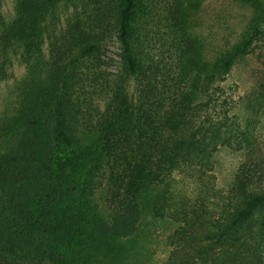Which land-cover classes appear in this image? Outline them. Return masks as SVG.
I'll use <instances>...</instances> for the list:
<instances>
[{"label": "trees", "instance_id": "obj_1", "mask_svg": "<svg viewBox=\"0 0 264 264\" xmlns=\"http://www.w3.org/2000/svg\"><path fill=\"white\" fill-rule=\"evenodd\" d=\"M205 1L165 0L160 19L153 0H14L0 16V57L17 49L26 66L0 117V264H137L146 217L174 226L162 264H264V173L242 166L194 198L172 184L248 148L225 85L259 42L264 0H229L250 16L212 58L192 32ZM60 6L75 9L61 28ZM88 88L104 94L95 107Z\"/></svg>", "mask_w": 264, "mask_h": 264}, {"label": "rangeland", "instance_id": "obj_2", "mask_svg": "<svg viewBox=\"0 0 264 264\" xmlns=\"http://www.w3.org/2000/svg\"><path fill=\"white\" fill-rule=\"evenodd\" d=\"M155 17L161 19L163 3L165 0H153ZM81 4V3H80ZM77 5L76 10L82 6ZM14 0H1L0 16L8 22L13 16ZM94 6L86 3L84 8ZM74 6H60L55 12L58 27H62L74 13ZM160 11V14H159ZM250 12L237 3L229 0H207L202 3L194 17V31L203 42L207 44L208 58L215 55V49L221 48L226 41H231L240 36L243 27L249 19ZM155 19V18H154ZM160 29V27H159ZM262 35L258 37L251 55L239 60L226 78V95L230 98L231 120L246 136L248 148L243 150L220 149L213 153V157L206 165L200 181L191 185L183 175H172V184L176 189L186 192L188 196L195 197L198 193L204 194L207 188L214 191L227 189L232 180V175L239 168L252 170L254 173H264V24L261 26ZM170 33V30L168 31ZM162 34L161 29L158 32ZM155 42V39H154ZM167 43V42H166ZM151 49L158 55L167 56L163 41L160 40ZM19 50L9 51L5 57H0V117L9 116L15 105V86L25 74L26 66L19 57ZM118 45L113 38L104 45L103 58L105 75H114L117 70ZM2 59L5 61L2 64ZM2 65V66H1ZM92 104L97 105L102 100L103 93L88 88ZM252 152L250 161L247 153ZM251 173V172H250ZM173 225L167 220L142 219L136 237L137 247L141 254L137 264H162L169 252V238ZM264 249V248H263Z\"/></svg>", "mask_w": 264, "mask_h": 264}]
</instances>
